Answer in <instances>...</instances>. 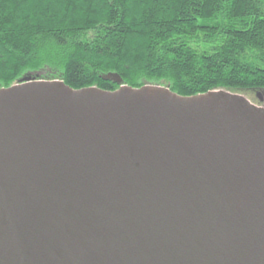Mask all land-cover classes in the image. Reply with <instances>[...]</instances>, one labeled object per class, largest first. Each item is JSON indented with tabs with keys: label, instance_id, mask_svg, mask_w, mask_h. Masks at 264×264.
Wrapping results in <instances>:
<instances>
[{
	"label": "water",
	"instance_id": "obj_1",
	"mask_svg": "<svg viewBox=\"0 0 264 264\" xmlns=\"http://www.w3.org/2000/svg\"><path fill=\"white\" fill-rule=\"evenodd\" d=\"M0 264H264V113L222 90L1 89Z\"/></svg>",
	"mask_w": 264,
	"mask_h": 264
},
{
	"label": "trees",
	"instance_id": "obj_2",
	"mask_svg": "<svg viewBox=\"0 0 264 264\" xmlns=\"http://www.w3.org/2000/svg\"><path fill=\"white\" fill-rule=\"evenodd\" d=\"M26 80L264 91V0H0V90Z\"/></svg>",
	"mask_w": 264,
	"mask_h": 264
},
{
	"label": "rangeland",
	"instance_id": "obj_3",
	"mask_svg": "<svg viewBox=\"0 0 264 264\" xmlns=\"http://www.w3.org/2000/svg\"><path fill=\"white\" fill-rule=\"evenodd\" d=\"M45 82H61V81L49 80ZM158 87L166 88L164 86H158ZM222 91L229 93L232 96H238L244 100L249 101L252 105H254L256 108H258L261 112L264 113V91H250V92L228 91V90H222Z\"/></svg>",
	"mask_w": 264,
	"mask_h": 264
}]
</instances>
